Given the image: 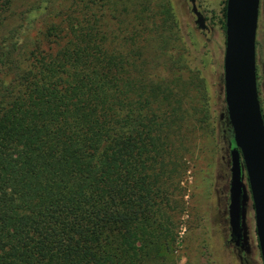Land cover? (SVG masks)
<instances>
[{
	"label": "trees",
	"instance_id": "16d2710c",
	"mask_svg": "<svg viewBox=\"0 0 264 264\" xmlns=\"http://www.w3.org/2000/svg\"><path fill=\"white\" fill-rule=\"evenodd\" d=\"M75 6L29 52L0 38V264H158L178 235L176 114L155 104L128 8L106 30L96 2Z\"/></svg>",
	"mask_w": 264,
	"mask_h": 264
},
{
	"label": "rangeland",
	"instance_id": "374dc122",
	"mask_svg": "<svg viewBox=\"0 0 264 264\" xmlns=\"http://www.w3.org/2000/svg\"><path fill=\"white\" fill-rule=\"evenodd\" d=\"M79 0H11L0 22V38L19 35L30 51L45 45L43 34L76 9ZM97 3L104 28L116 27L118 11L134 17L127 27L138 62L162 87L155 104L176 114L178 129L171 140L168 213L177 237L158 264H263L248 193L244 204L245 247L229 240L230 148L223 86L225 0H196L208 29H199L189 0H86ZM68 10V11H67ZM88 7H86V11ZM143 14L139 19L136 15ZM114 16V17H113ZM10 40V41H11ZM43 41V42H42ZM47 45V44H46ZM256 73L264 115V0H260L256 32ZM165 87V89H164ZM174 170H173V168ZM247 187L246 178H243ZM248 191V190H247Z\"/></svg>",
	"mask_w": 264,
	"mask_h": 264
},
{
	"label": "water",
	"instance_id": "95a60500",
	"mask_svg": "<svg viewBox=\"0 0 264 264\" xmlns=\"http://www.w3.org/2000/svg\"><path fill=\"white\" fill-rule=\"evenodd\" d=\"M189 2L196 26L203 31L207 30L206 19L198 9L196 0ZM259 5L260 0H226L223 86L225 117L232 130L229 240L245 239L244 204L249 193L254 209L258 246L264 264V118L256 73ZM244 177L247 187L244 185Z\"/></svg>",
	"mask_w": 264,
	"mask_h": 264
},
{
	"label": "flooded vegetation",
	"instance_id": "af4514ba",
	"mask_svg": "<svg viewBox=\"0 0 264 264\" xmlns=\"http://www.w3.org/2000/svg\"><path fill=\"white\" fill-rule=\"evenodd\" d=\"M231 242H234V244L236 246H239L240 249H243L245 247V243H244V240L243 239H238V240L234 239ZM242 244H243V247H242Z\"/></svg>",
	"mask_w": 264,
	"mask_h": 264
}]
</instances>
